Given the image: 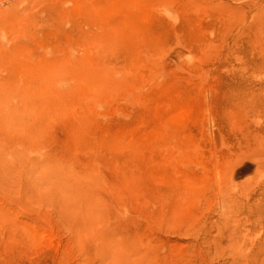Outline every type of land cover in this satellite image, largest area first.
<instances>
[{
	"label": "rangeland",
	"instance_id": "374dc122",
	"mask_svg": "<svg viewBox=\"0 0 264 264\" xmlns=\"http://www.w3.org/2000/svg\"><path fill=\"white\" fill-rule=\"evenodd\" d=\"M85 5L0 0L9 117L36 76L63 83L38 91L29 133L0 123V264H98L91 236L110 224L141 241L103 264H264V0ZM91 199L100 214L81 216Z\"/></svg>",
	"mask_w": 264,
	"mask_h": 264
},
{
	"label": "bare ground",
	"instance_id": "6f19581e",
	"mask_svg": "<svg viewBox=\"0 0 264 264\" xmlns=\"http://www.w3.org/2000/svg\"><path fill=\"white\" fill-rule=\"evenodd\" d=\"M84 7H88L85 5V0H84ZM117 37H116V45L117 46H121L124 45V37L120 36V33H116ZM0 36H2V34H0ZM101 39L103 40V33L101 32V29H99L98 27V30L97 32L96 31H92L91 33L89 34H85L82 36L81 38V43L84 47L88 48L90 45H93L94 42L98 45H100L101 43ZM122 44V45H121ZM127 47V46H126ZM72 57V56H71ZM69 58V60L72 62V64H74V66H78V65H81V64H84V61L86 60V54H84V57L83 56H80V57H77V58ZM30 59V58H29ZM32 62V67L38 69L40 68V63H42V60L41 59H36L34 61V59H31ZM116 72L113 73V75L116 77V83L115 85L113 84V89L114 91L116 92H122L124 91L125 89H127V85H123L121 82V70H118V68H115ZM2 71V69H0V72ZM50 73L48 74V76L46 77V80H41L39 76H36L35 77V80L26 87L25 89V97L23 98V101L20 103V106L18 107H21V112L22 114L18 116V118H15L14 120V117L10 118L9 117V111L11 110V106H13L14 104L16 105V101L19 103V100L18 99L21 94L19 93L18 94V97H14L13 94H16L14 93L16 90V87L15 86H10V87H6L5 84L6 82L4 81V79L2 78V76L0 77V123H4V124H7V125H11L13 121H15L17 124V132L20 133V134H25V133H29L30 130H32V128L34 127V124L32 125V120L29 121L27 120V117L26 115H30V113H32L33 111H42L44 110V102H43V99L40 100V102H37L36 100V96H37V93L39 90H42V89H46L47 87L49 86H54L56 88V90H58L59 88H61L60 86L63 85L62 82H56L54 80V75L57 73V71H49ZM83 74V73H82ZM102 74H104V72H102ZM1 75V74H0ZM83 76L82 75H79L78 79H82ZM33 80V79H32ZM125 82V80H124ZM97 87H100L102 86V84L99 85H96ZM64 87V86H63ZM58 88V89H57ZM107 88V87H106ZM101 89V88H100ZM48 92V91H47ZM88 101V99H85L84 100V103ZM38 105V108L36 109ZM24 115V116H23ZM25 118V120H24ZM4 128H1L0 130H3ZM77 133V131H76ZM106 135V134H105ZM105 135L103 136H100L98 137V139L100 138L101 139V142L103 141V138L105 137ZM107 140H105L103 143H109L111 142V138H106ZM175 140V138H174ZM100 140H98V143ZM167 142L171 143L172 144V139H168ZM119 146H121V144H119ZM174 147H176V141H175V144H174ZM40 153V150H36V154L39 155ZM175 155V154H173ZM172 153L170 154H167V155H162V156H173ZM170 172V171H169ZM172 173H175L174 171L171 172ZM170 175V174H169ZM88 187V185H87ZM88 189V188H87ZM157 195H155L156 199L158 197H162L161 195L163 193H161V191H157L156 192ZM173 197V196H172ZM168 198L167 196L164 197L163 200L165 201H162L161 203V207L164 205V203L166 201H168V204H170V207L168 208V212L169 214H166V216L168 215H171L170 216V220L173 219V213L174 211L176 210V196H174L173 198ZM95 199H91L89 200V202L86 204H80V208H81V216H85V217H89L90 215L93 216V213H94V210L95 211H99V214H100V210H96L95 209V202H94ZM170 200V201H169ZM107 201H105L104 203H106ZM100 205V204H99ZM106 208H107V204H106ZM167 210V209H166ZM106 217L107 218H110L109 217V213L110 211H106ZM161 213V211H160ZM96 215V214H94ZM81 217V218H83ZM113 217H114V213H113ZM169 219V217H168ZM122 230L126 231V236L124 237V239H120V237L116 236V231L112 230L113 229V225H109L107 226L105 229L103 230H99L97 231V233L95 232L91 237L89 238L87 241H90L92 242L94 248L92 250V253L95 254L97 257H98V264H103L106 262V259L110 260L112 255L114 256V254H116L120 249H121V245H120V240H124L126 242V244L128 245H133L136 241H141V237L136 233V229L135 227L131 230L127 229V224H123L122 225ZM133 226V225H131ZM82 226L79 224L77 227H75L76 231L79 230ZM128 232H129V235H128ZM137 252H140L143 254V257L145 258L147 256V254L149 253V250L148 248L146 247H142V246H139L137 247ZM129 260V256L128 254L126 253V257L123 259V261L125 262H128ZM77 264V263H75Z\"/></svg>",
	"mask_w": 264,
	"mask_h": 264
}]
</instances>
